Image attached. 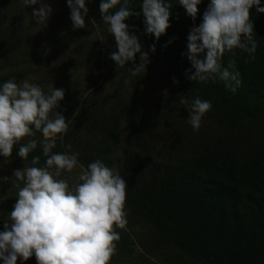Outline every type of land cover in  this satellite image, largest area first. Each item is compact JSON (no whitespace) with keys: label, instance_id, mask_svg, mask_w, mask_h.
Instances as JSON below:
<instances>
[{"label":"trees","instance_id":"obj_1","mask_svg":"<svg viewBox=\"0 0 264 264\" xmlns=\"http://www.w3.org/2000/svg\"><path fill=\"white\" fill-rule=\"evenodd\" d=\"M100 2L85 0L86 27L73 29L67 2L61 0L62 17L52 35L37 33L31 17L37 6L22 8V0H0V62L14 69L0 77V85L12 77L20 82L38 73L20 70L24 62L19 58L47 55L43 47L48 43L70 47L74 58L54 56L57 60L47 62L41 73L44 83L45 78L53 80L51 71H64L75 60L76 67L86 62V68H93L89 79L92 75L95 79L85 85L70 79V71L54 74H60L57 83L70 100L63 115L73 122L64 143L80 153L79 162L85 167L100 159L119 170L128 185V224L116 229L121 238L110 264H264V13H257L255 6L250 9L258 42L256 59L246 63L247 54L237 50L243 83L232 94L222 82L200 84L185 76L191 64L181 53L187 52L188 32L202 22L210 0H201L195 22L178 0H168L173 4L170 27L159 40L145 35L142 14L125 21L150 60L145 73L131 78L128 86L124 80L132 62L123 69L109 58L117 49L102 22ZM141 2L132 0L134 11H141ZM260 6L264 7V0ZM152 44L155 53L149 51ZM229 58L224 56L225 64ZM148 71L159 79L156 94L141 90ZM181 95L212 103L199 131L187 122L188 111L179 104ZM35 138L42 137L37 133ZM18 147L11 157H0V168L30 166L33 155H40L43 165L39 146L26 161L16 155ZM53 151H64L59 141ZM9 171L0 173L4 177L0 231L17 200L14 170ZM17 264L37 262L33 256L27 261L18 258Z\"/></svg>","mask_w":264,"mask_h":264},{"label":"clouds","instance_id":"obj_2","mask_svg":"<svg viewBox=\"0 0 264 264\" xmlns=\"http://www.w3.org/2000/svg\"><path fill=\"white\" fill-rule=\"evenodd\" d=\"M66 2L72 28H85L89 12L85 0ZM178 3L195 22L201 0ZM260 4L261 0H210L202 22L188 32L187 52L181 53L191 64L185 72L188 80L200 84L219 81L236 94L243 81L235 57L240 50L247 54L246 63L256 59L258 42L253 35L250 9L255 6L257 13H264ZM33 5L37 7L31 17L42 29L47 26L53 8L45 0L21 3L22 8ZM172 6L168 0H142L141 11L136 12L132 0H101V19L117 49L109 58L123 69L132 62L126 70L129 77L124 80L125 86L131 78L144 74L150 62L148 52L142 50L138 36L125 21L142 14L145 35L159 40L170 27ZM149 51L155 53V44L149 46ZM138 53L139 63H135ZM226 54L230 58L225 64ZM172 79L174 84L179 83L175 77ZM64 97L65 90L54 88L53 83L45 92L28 78L17 82L12 77L0 85V157H11L18 145L16 155L24 161L38 146L45 158L41 165V156L33 155L30 166L13 172L17 200L0 231L3 264H17L18 258L27 261L33 256L37 264H110L117 254L116 242L121 238L116 229H125L128 224V185L119 170L107 167L100 159L85 167L79 162L80 153L73 151L71 143H64V134L73 122L55 111ZM179 104L187 109V122L193 131H199L212 103L199 96L189 100L181 95ZM37 133L42 138H35ZM25 138L30 139L22 142ZM58 141L62 152L53 151ZM65 173L69 174L67 179L62 178ZM69 180L73 181L71 186Z\"/></svg>","mask_w":264,"mask_h":264},{"label":"rangeland","instance_id":"obj_3","mask_svg":"<svg viewBox=\"0 0 264 264\" xmlns=\"http://www.w3.org/2000/svg\"><path fill=\"white\" fill-rule=\"evenodd\" d=\"M45 2H47L53 8V13L50 16L48 24L46 27L41 29V26L38 25L37 33L42 34V33L50 32L53 35V31H55V30H52V28L57 26V23L59 22V20L62 17L61 0H45ZM68 15H70V11H68ZM43 50H45L47 52V55H42V56L30 58V59L19 58V61L24 62V66H22L20 68V70H25V68H26L30 72H33L34 70H36V72H38L36 74L33 73V74L29 75L27 78L30 79V82H33V83L40 82L39 85H41L44 88L45 92H47L48 85L51 83H53L54 88H57V89L62 88L57 83V79L59 78V75L64 71H70L69 78L74 80V82H76L77 84H83V85L90 84L95 79V78H93V75H92V79H89L91 73L92 74L94 73L93 72L94 70L91 66L89 68H86L85 67L86 62H83L84 66L76 67L77 65H74L76 63V60H75L71 64L67 65L66 68L64 69V71H62L61 69H59V70L55 69V70L51 71L50 73L53 76V80L50 81L49 78H45L44 79L45 83H44L41 73H43V71L45 70L47 62L50 63L51 61H53V62L56 61L58 58V57H54L56 55L64 56V58L66 60L72 61V59L74 58V53H73V51H70L71 50L70 47H67V49L60 48V47H58L57 44H54V43H52V44L48 43L47 45H44ZM52 53H54V54H52ZM90 55H93V52ZM90 60H93L92 56H90ZM27 63H29V64H27ZM11 72H14V69L10 68L9 66L7 67V65H4L3 62H0V77L5 76ZM54 73H60V74L58 76H55ZM54 82H55V84H54ZM158 84H159V79L156 77L155 72H153V71L149 72L148 71L147 72V80L141 86V90H143L147 94H151V95L156 94L158 89H159ZM69 101L70 100L68 97H64V99L62 101H60V107L57 108L55 111L61 112V114L63 115V110L66 106V102H69ZM22 168L23 167L13 168L12 165L8 166V167H2V168H0V173L1 172H10L9 169L10 170H16V169H22ZM76 171H78V169L74 170V173ZM68 175L69 174L65 173L62 178L67 179ZM6 177H8V176H6ZM3 178L4 177H2L0 175V181ZM69 183L71 186L73 181L69 180ZM2 199H3V197L0 196V202L2 201ZM0 205H2V204L0 203ZM2 207H4V205Z\"/></svg>","mask_w":264,"mask_h":264}]
</instances>
